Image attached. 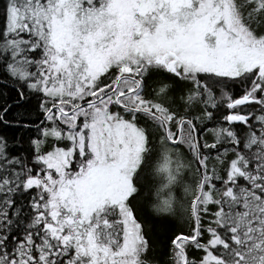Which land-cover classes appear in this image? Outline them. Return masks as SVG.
Masks as SVG:
<instances>
[{
  "label": "snow or ice",
  "instance_id": "6c2138e0",
  "mask_svg": "<svg viewBox=\"0 0 264 264\" xmlns=\"http://www.w3.org/2000/svg\"><path fill=\"white\" fill-rule=\"evenodd\" d=\"M0 264H264V0H0Z\"/></svg>",
  "mask_w": 264,
  "mask_h": 264
}]
</instances>
